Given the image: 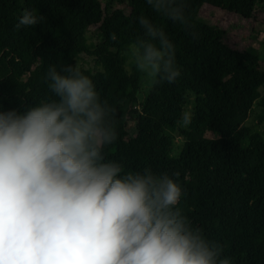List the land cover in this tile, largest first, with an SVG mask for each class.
Listing matches in <instances>:
<instances>
[{
  "label": "trees",
  "instance_id": "obj_1",
  "mask_svg": "<svg viewBox=\"0 0 264 264\" xmlns=\"http://www.w3.org/2000/svg\"><path fill=\"white\" fill-rule=\"evenodd\" d=\"M116 2L0 0V111H24L53 99L48 68L75 64L82 54L92 57L96 67L81 69L117 120L118 138L106 158L125 171L167 173L182 187V213L222 246L232 264H264V65L197 19L204 4L251 19L264 0H185L191 28L168 21L146 0ZM24 9L44 19L17 29ZM141 15L172 41L181 75L143 92L140 101L142 75L134 66L128 70L126 49L143 35ZM93 28L98 33L89 46ZM256 108L258 120L250 125ZM187 109L193 118L185 128L178 121Z\"/></svg>",
  "mask_w": 264,
  "mask_h": 264
},
{
  "label": "clouds",
  "instance_id": "obj_2",
  "mask_svg": "<svg viewBox=\"0 0 264 264\" xmlns=\"http://www.w3.org/2000/svg\"><path fill=\"white\" fill-rule=\"evenodd\" d=\"M146 3L192 27L185 0ZM42 19L24 9L15 27ZM138 23L143 35L126 56L143 90L174 83V44L146 16ZM46 80L53 99L0 111V264H232L182 213L176 180L106 158L118 138L116 113L77 62L50 66ZM192 118L187 109L178 125Z\"/></svg>",
  "mask_w": 264,
  "mask_h": 264
},
{
  "label": "rangeland",
  "instance_id": "obj_3",
  "mask_svg": "<svg viewBox=\"0 0 264 264\" xmlns=\"http://www.w3.org/2000/svg\"><path fill=\"white\" fill-rule=\"evenodd\" d=\"M110 1L114 7L116 6L117 0H107ZM118 5V4H117ZM197 19L200 22H204L214 29L222 31L225 35V41L232 47L239 50H250L255 54L261 65H264V5H259L256 9L254 16L251 19H243L239 15L233 12H227L221 10L217 7H213L204 4L199 13ZM103 30L109 34L113 30L110 25L104 26ZM98 31L96 28L91 29L88 34L89 46L95 44L96 35ZM77 63L87 69H93L96 67L95 61L92 57L82 54L78 56ZM128 69L133 66L129 65ZM143 90L141 83V92L139 94L140 101L143 99ZM260 112L259 108H256L254 112L248 117V123L250 125L256 124L258 120V114ZM131 135L133 134L130 131ZM207 137H211V134H206ZM176 142L179 144L183 142L181 136H177Z\"/></svg>",
  "mask_w": 264,
  "mask_h": 264
}]
</instances>
